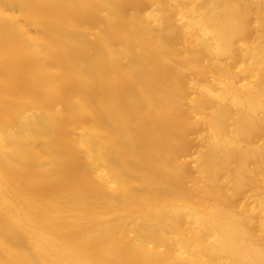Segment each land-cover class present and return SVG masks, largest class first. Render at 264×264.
<instances>
[{
    "label": "bare ground",
    "instance_id": "6f19581e",
    "mask_svg": "<svg viewBox=\"0 0 264 264\" xmlns=\"http://www.w3.org/2000/svg\"><path fill=\"white\" fill-rule=\"evenodd\" d=\"M0 264H264V0H0Z\"/></svg>",
    "mask_w": 264,
    "mask_h": 264
}]
</instances>
